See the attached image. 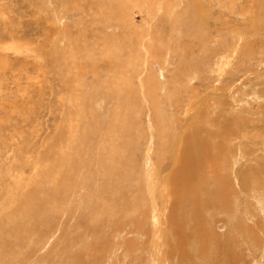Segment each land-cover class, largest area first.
Returning a JSON list of instances; mask_svg holds the SVG:
<instances>
[{"label": "rangeland", "instance_id": "1", "mask_svg": "<svg viewBox=\"0 0 264 264\" xmlns=\"http://www.w3.org/2000/svg\"><path fill=\"white\" fill-rule=\"evenodd\" d=\"M217 122L230 198L183 245L167 142ZM220 263L264 264V0H0V264Z\"/></svg>", "mask_w": 264, "mask_h": 264}, {"label": "bare ground", "instance_id": "2", "mask_svg": "<svg viewBox=\"0 0 264 264\" xmlns=\"http://www.w3.org/2000/svg\"><path fill=\"white\" fill-rule=\"evenodd\" d=\"M233 120L236 121L238 119ZM228 122L231 123L232 121L230 120ZM228 122H225V124H223V122L221 124L218 122L214 125L211 124L215 129L207 126L212 130L211 132H205L202 126H191L184 137H182V144L179 143L181 140L179 136L183 131L180 127L174 138L170 140V142H167L173 148H178V146H180L179 152L176 154L177 159H173L176 163L179 162V168L171 177V181L170 179L167 180L168 195H170V209L172 212V218L169 219L167 217V221L174 229H176L175 226L181 227V231H178L177 236L179 238V243L183 245L188 244L186 239L190 236L189 234H191V232H195L196 230H198V240L199 235L201 237L200 240L208 237L207 232L202 228V220H198L201 218V212L206 206L215 208L216 205L219 204L220 207L226 208L228 205V196L230 198L231 190L230 182L228 181L229 168H227L225 161L232 152L230 151L229 154L227 153L228 149H232L229 147L230 136H234L231 132L229 134L227 132L231 126L227 124ZM231 127L229 131H231ZM226 134L227 136L223 137ZM215 136L223 137V139H217V141L213 140ZM239 137L240 135L234 136L235 139ZM167 143L164 146L168 145ZM164 146L162 147L164 148ZM221 170H224V172H221ZM249 172L248 174H252L251 170ZM208 173L213 174L209 176ZM209 179L213 180L212 187L209 186V183L206 184ZM247 179V176L242 174L240 183L242 182L243 185ZM217 189L219 190V196L215 195ZM234 191L235 190H233V192ZM210 194L215 197L209 198ZM179 211H181L182 216L179 215ZM227 211L229 212V210ZM185 212L186 214H184ZM187 217L190 219L191 224L188 223ZM183 218H186V224L183 223V221L185 222V220H182ZM190 227H192V230ZM182 228H188L190 233H184ZM235 228L237 229V233L242 235L241 230L244 228V225L240 222L238 227ZM195 243L198 244L197 240ZM212 253L216 256L214 250H212ZM195 256L199 259L198 253Z\"/></svg>", "mask_w": 264, "mask_h": 264}]
</instances>
